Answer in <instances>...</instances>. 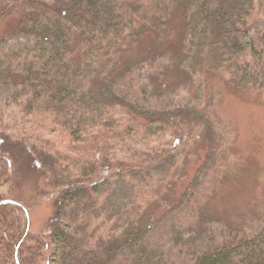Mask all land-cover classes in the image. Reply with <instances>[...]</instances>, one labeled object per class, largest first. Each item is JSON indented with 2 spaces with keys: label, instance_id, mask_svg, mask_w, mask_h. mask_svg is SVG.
<instances>
[{
  "label": "trees",
  "instance_id": "16d2710c",
  "mask_svg": "<svg viewBox=\"0 0 264 264\" xmlns=\"http://www.w3.org/2000/svg\"><path fill=\"white\" fill-rule=\"evenodd\" d=\"M178 5L183 46L203 45L211 35L213 43L222 42L236 82L264 91V0H0V22L15 15L22 23L0 38V89L5 90L0 98L20 114V125L36 134L0 128V188H7L0 191V264H36L42 249L50 264H264V212L242 227L204 228L197 248L180 259L167 256L165 243L145 225H131L119 241L93 227L96 218L109 223L101 208L113 184L141 175L167 156L175 159L180 151L188 159L203 143L202 135H216L209 119H196L202 109L193 116L142 101L143 75L155 55L134 62L107 84L109 91L117 90L119 106L81 101L102 57L162 29ZM43 133L68 139L63 149H50L54 140ZM167 135L172 150L147 146ZM206 147L212 153L219 146ZM24 172L40 175L54 191V213L34 245L25 241L27 208L15 193ZM206 175L194 177L177 211L158 227L170 221L178 231L191 230L209 190L202 182ZM208 182L210 188L217 185ZM148 201L136 203L140 209Z\"/></svg>",
  "mask_w": 264,
  "mask_h": 264
},
{
  "label": "rangeland",
  "instance_id": "374dc122",
  "mask_svg": "<svg viewBox=\"0 0 264 264\" xmlns=\"http://www.w3.org/2000/svg\"><path fill=\"white\" fill-rule=\"evenodd\" d=\"M21 24L15 15L5 17L0 22V38L16 31ZM182 26L181 5H178L173 7L171 19L162 29L145 32L125 48H114L109 56L102 57L90 73V84L81 97L88 105L113 102L119 106L117 90L114 87L109 91L107 84L113 78H120L134 62L155 55L156 60L143 75L142 101L164 103L187 114L202 109L199 116H193L199 121L209 119L213 123L216 135L208 132L202 135L203 143L194 146L188 159L180 151L175 159L167 156L141 175L113 184L101 208L103 218L109 223L102 224L101 217L93 222L95 229L100 227L102 234H110L116 241L131 225H145L154 230L153 237L165 243L162 244L167 256L174 259L186 256L194 245L197 248L204 228L214 231L219 224L228 228L242 227L264 212V91L236 82L224 59L222 42L217 39L213 43L211 35L209 42L203 45L183 46ZM0 94L4 95L5 90L0 89ZM19 117L17 110L0 98V128L36 135L30 128L20 125ZM138 119L143 121V118ZM43 138L54 140L49 147L59 150L68 139L47 133H43ZM169 138L167 135L160 142L158 139L148 141L147 146L172 150ZM217 145L219 147L212 153L206 147ZM114 155L123 156L119 151ZM205 172L207 175L202 182L209 190L205 192L191 230L189 227L178 231L169 226L170 221L165 228L158 227L177 211L183 192L194 177H201ZM22 175L23 185L15 193L27 208L29 227L25 241L34 245L46 234L45 224L54 213V191L40 175L25 172ZM208 178L217 182L215 188L209 187ZM6 190L4 186L0 188L1 193ZM143 197L149 201L139 209L136 201ZM124 221L128 224L122 230ZM41 253L36 264H50L45 250Z\"/></svg>",
  "mask_w": 264,
  "mask_h": 264
}]
</instances>
